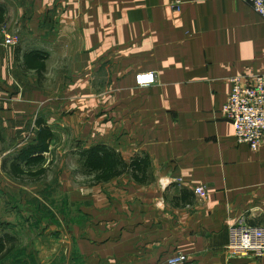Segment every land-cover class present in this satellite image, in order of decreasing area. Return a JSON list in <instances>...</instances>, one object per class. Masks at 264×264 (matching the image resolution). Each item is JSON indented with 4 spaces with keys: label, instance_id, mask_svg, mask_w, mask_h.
I'll return each mask as SVG.
<instances>
[{
    "label": "crops",
    "instance_id": "1",
    "mask_svg": "<svg viewBox=\"0 0 264 264\" xmlns=\"http://www.w3.org/2000/svg\"><path fill=\"white\" fill-rule=\"evenodd\" d=\"M4 29L18 44L5 45ZM33 52L41 70L26 64ZM145 71L157 82L139 87ZM263 73L264 18L243 0H0V236L18 240L7 264H30L26 253L35 264H166L178 253L264 264L226 250L240 219L264 225V143L239 142L222 113L234 78ZM39 119L54 133L47 172L24 182L3 161L36 142ZM97 144L127 161L148 154L154 180L90 184L77 151ZM68 157L74 180L59 172L57 186L75 215L50 220L36 185Z\"/></svg>",
    "mask_w": 264,
    "mask_h": 264
},
{
    "label": "built area",
    "instance_id": "2",
    "mask_svg": "<svg viewBox=\"0 0 264 264\" xmlns=\"http://www.w3.org/2000/svg\"><path fill=\"white\" fill-rule=\"evenodd\" d=\"M264 18V0H243ZM179 6L176 4L175 8ZM5 45L14 46L19 42V35L3 30ZM157 82L154 72H139L136 83L147 87ZM233 86L222 113L234 126V134L241 143L252 149H259L264 143V73L247 79L234 78ZM196 193L207 196L205 187H197ZM229 257L255 258L264 257V225L248 224L245 219L232 225L231 237L226 247ZM189 257L178 253L167 259L166 264H188Z\"/></svg>",
    "mask_w": 264,
    "mask_h": 264
},
{
    "label": "trees",
    "instance_id": "3",
    "mask_svg": "<svg viewBox=\"0 0 264 264\" xmlns=\"http://www.w3.org/2000/svg\"><path fill=\"white\" fill-rule=\"evenodd\" d=\"M36 53L27 54L26 64L41 70L44 68V64L39 63ZM37 122L39 130L36 142L28 144L19 153L7 157L3 161L5 171L24 182L39 179L47 172L42 164L45 161L44 153L49 151L54 133L43 120L39 119ZM0 140H2L1 130ZM77 153L80 157V170L89 179L90 184L108 182L123 174H129L139 184H148L154 180L152 162L146 153L138 154L127 161L120 152L105 144L81 148ZM8 163L10 167H7ZM22 163L25 164L23 168ZM17 245L16 237L7 233L0 236V264L8 263L11 256L16 253Z\"/></svg>",
    "mask_w": 264,
    "mask_h": 264
},
{
    "label": "rangeland",
    "instance_id": "4",
    "mask_svg": "<svg viewBox=\"0 0 264 264\" xmlns=\"http://www.w3.org/2000/svg\"><path fill=\"white\" fill-rule=\"evenodd\" d=\"M51 72V75L52 76H49L50 77V80H48V82L50 84H53L55 82V69H52L50 70ZM74 164H75V160L73 157H68L64 160V164L63 166L60 167V160L56 161L53 166H52V173L49 174V177L48 179H46L45 181L43 182H40V184H37L36 186H38L39 188L41 187V184L44 185L42 186V197L46 200V202L48 201H53L51 203H48V204H44V207L40 208L41 210V213H39L41 216H46L48 217L47 219H50L52 217H56L57 218V215L56 214H60V215H63V213L65 214V217H74L75 215V209H74V205L73 204H69V199H68V194L64 195L63 192H59L58 190V186H57V181H58V178L59 176L58 173L59 172H64L65 174H67L68 176L67 177H70L71 179L74 180V174L71 173L73 172V168H74ZM58 178H57V177ZM77 179H78V176H77ZM85 181V179H84ZM89 182V180H86ZM63 199H66V201L68 202V204H64L65 205V208L62 209V205L60 202L63 200ZM33 209L32 211L31 210H27V214L28 215H32L34 212V206L32 205L31 206ZM62 210L64 211L62 213ZM50 211V213H49ZM1 212V211H0ZM24 215H26V213H24ZM34 215L36 216V213H34ZM38 216V214H37ZM52 216V217H50ZM25 236H23L25 238L24 242H29V239L26 237V233H23ZM15 255L11 256V258L9 259V261H13L15 259ZM22 256V255H21ZM26 256L29 258L28 261H30V264H35L36 262H38V260L36 258H34L32 255H29L28 253H26ZM67 257V258H66ZM64 260L63 256H60L59 258V262L58 264H63L64 262H66L67 264H76V263H79V259L77 257H69L66 256ZM31 258H34L35 262L32 261ZM57 258V259H58ZM39 261H40V258H38ZM44 259V258H43ZM47 261V259L45 260ZM63 262V263H62Z\"/></svg>",
    "mask_w": 264,
    "mask_h": 264
}]
</instances>
